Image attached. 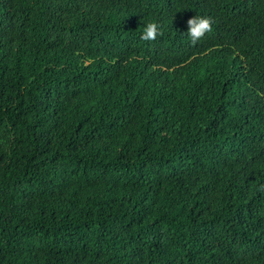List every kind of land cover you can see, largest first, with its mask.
I'll use <instances>...</instances> for the list:
<instances>
[{"label": "trees", "instance_id": "obj_1", "mask_svg": "<svg viewBox=\"0 0 264 264\" xmlns=\"http://www.w3.org/2000/svg\"><path fill=\"white\" fill-rule=\"evenodd\" d=\"M0 264H264V0H0Z\"/></svg>", "mask_w": 264, "mask_h": 264}, {"label": "clouds", "instance_id": "obj_2", "mask_svg": "<svg viewBox=\"0 0 264 264\" xmlns=\"http://www.w3.org/2000/svg\"><path fill=\"white\" fill-rule=\"evenodd\" d=\"M187 25L188 28L185 34L193 44L197 43L206 33L212 30L210 18L205 16L194 15L187 20ZM157 35H159L158 26L155 23H147L141 33V39L152 41Z\"/></svg>", "mask_w": 264, "mask_h": 264}]
</instances>
